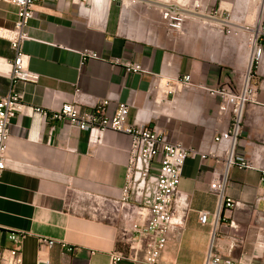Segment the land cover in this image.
Returning a JSON list of instances; mask_svg holds the SVG:
<instances>
[{
    "label": "crops",
    "instance_id": "obj_1",
    "mask_svg": "<svg viewBox=\"0 0 264 264\" xmlns=\"http://www.w3.org/2000/svg\"><path fill=\"white\" fill-rule=\"evenodd\" d=\"M166 1H199L211 10L236 2L87 0L80 7L74 0H47L36 6L32 40L23 46L39 81L19 83L15 90L25 106L49 115L75 100L81 111L108 100L110 116L127 103L129 124L157 127L171 142L193 150L179 186L190 210L182 226H173L159 264H206L211 252L239 264H264V58L251 80L257 93L243 110L241 134L235 144L216 143L229 132L232 114L222 111L221 98L205 88H242L250 64L248 36L194 21L170 32L152 7ZM16 13L0 0V97L12 88L15 52L5 31L13 30ZM85 53L97 57L83 62ZM133 63L145 73L128 71L126 65ZM187 75L192 86L163 93L166 83ZM130 146L125 134L109 131L92 140L67 120L24 110L13 122L8 167L0 179V247H12L9 234L16 232L24 236L23 264H112L113 253L122 248L123 221L114 202L122 198ZM232 149L254 168L229 167ZM222 179L221 203L212 185ZM91 198L101 205L94 212L87 202ZM106 207L114 211L107 218ZM201 212L209 214L206 224L199 220ZM41 239L54 244L42 247Z\"/></svg>",
    "mask_w": 264,
    "mask_h": 264
},
{
    "label": "built area",
    "instance_id": "obj_2",
    "mask_svg": "<svg viewBox=\"0 0 264 264\" xmlns=\"http://www.w3.org/2000/svg\"><path fill=\"white\" fill-rule=\"evenodd\" d=\"M17 9L16 22L13 30H6L5 35L15 52L11 63L9 78L12 83L10 93L0 97V179L8 167L7 150L12 137L13 122L28 110L30 116L40 115L52 121L67 120L72 127L80 132L88 133L92 140H100L106 132L122 133L130 137L131 146L129 161L126 166V184L118 205V213L123 221L121 230L122 248L112 255V264L128 261L134 264H159L169 241L173 226H182L190 210L187 196L181 194L179 186L184 175V169L193 150L182 143H173L167 135L157 127L147 128L137 123L129 124L130 106L119 104L114 115L107 114L109 101L81 111L75 100L63 105L55 114L39 108L24 105L22 97L16 92L19 83H37L39 75L29 69L30 57L23 51L24 44L32 40L30 36L31 22L36 15V6L47 0H1ZM59 2L60 0H53ZM87 0H74L80 7ZM126 4L129 0H113ZM161 13L170 32H179L188 21L199 22L204 26L227 35L245 33L251 47L250 64L242 88L233 91L227 86L205 90L211 96L221 98V110L231 112L232 123L229 132L215 138L216 143L229 141L233 144L241 134L243 110L249 102L255 101L257 88L251 84L254 71L264 58V0H236L234 4H222L215 9H208L201 2L181 3L166 1L152 4ZM249 15L252 16L249 19ZM97 57L93 53L83 54V62L88 58ZM126 69L135 74H143L145 70L140 64H127ZM178 86H192L191 76L166 83L163 93L174 92ZM78 92L76 93V97ZM55 128H51L50 135ZM228 166L239 170H252L254 165L243 156L234 155V150L228 153ZM264 184V177L261 179ZM226 180L222 179L212 185V191L218 195L221 203L225 199ZM99 205V204H98ZM228 208L234 206L226 199ZM101 205L89 206L91 211L100 209ZM105 217L114 212L109 207L105 209ZM209 214L201 212L199 220L206 224ZM24 236L16 232L9 234L13 244L10 248L0 247V264H23L21 243ZM42 247L50 248L54 242L41 239ZM69 252L72 248H67ZM50 264V263H47ZM206 264H239L225 259L216 253H210Z\"/></svg>",
    "mask_w": 264,
    "mask_h": 264
},
{
    "label": "rangeland",
    "instance_id": "obj_3",
    "mask_svg": "<svg viewBox=\"0 0 264 264\" xmlns=\"http://www.w3.org/2000/svg\"><path fill=\"white\" fill-rule=\"evenodd\" d=\"M76 201V200H75ZM74 201V202H75ZM87 202H89V206H91V205H94V206H99L98 204H99V202L96 200V199H94V198H91V199H87ZM73 203V202H72ZM112 213L111 212H109V214L108 215H111Z\"/></svg>",
    "mask_w": 264,
    "mask_h": 264
},
{
    "label": "bare ground",
    "instance_id": "obj_4",
    "mask_svg": "<svg viewBox=\"0 0 264 264\" xmlns=\"http://www.w3.org/2000/svg\"><path fill=\"white\" fill-rule=\"evenodd\" d=\"M249 16H251V15H249ZM251 18H252V16H251Z\"/></svg>",
    "mask_w": 264,
    "mask_h": 264
}]
</instances>
